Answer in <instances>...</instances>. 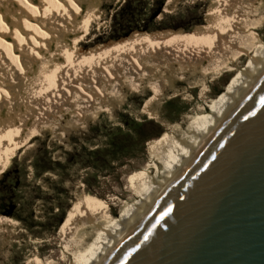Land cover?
Returning <instances> with one entry per match:
<instances>
[{
	"label": "bare ground",
	"instance_id": "bare-ground-1",
	"mask_svg": "<svg viewBox=\"0 0 264 264\" xmlns=\"http://www.w3.org/2000/svg\"><path fill=\"white\" fill-rule=\"evenodd\" d=\"M112 1L111 12L124 3ZM101 2L0 0V172L45 127L59 129L66 119L73 127L80 121L85 126L97 112H111L113 102L127 95L144 97L147 91L152 95L141 112L156 120L154 105L185 90L172 81L190 86L193 71L229 69L238 53L249 59L209 105L208 116H190L148 143L151 161L130 178L136 200L122 208L118 219L106 213L107 206L91 208L79 201L59 232L64 246H75L74 264H103L264 74V41L258 33L264 29V0H217L210 37L142 39L77 60V46L102 15ZM172 2H166L165 13H171ZM17 239L13 222L0 219V264Z\"/></svg>",
	"mask_w": 264,
	"mask_h": 264
},
{
	"label": "rangeland",
	"instance_id": "rangeland-1",
	"mask_svg": "<svg viewBox=\"0 0 264 264\" xmlns=\"http://www.w3.org/2000/svg\"><path fill=\"white\" fill-rule=\"evenodd\" d=\"M167 1L124 0L111 12L113 1L102 0L100 21L92 24L74 57L78 60L100 54L132 37L130 40L155 41L175 35L215 34L212 12L217 0H173L171 13H165ZM258 33L264 41V29ZM248 59L238 53L228 63L229 69L193 71L187 79L190 86L172 81L174 88L185 90L177 98L152 106L156 120L141 112L145 99L152 95L147 91L144 97L127 95L113 102L116 108L97 112L85 126L80 121L73 127L66 119L59 129L45 127L41 135H33L0 172V215L8 214L3 216L13 222L18 235L3 264H29L33 260L74 264L75 246H64L59 232L76 212L79 201L91 208L107 206L106 213L118 219L122 208L136 200L130 178L151 161L148 143L165 136L171 125L184 124L197 115L208 116L209 105L224 93L225 85Z\"/></svg>",
	"mask_w": 264,
	"mask_h": 264
},
{
	"label": "water",
	"instance_id": "water-1",
	"mask_svg": "<svg viewBox=\"0 0 264 264\" xmlns=\"http://www.w3.org/2000/svg\"><path fill=\"white\" fill-rule=\"evenodd\" d=\"M103 264H264V74Z\"/></svg>",
	"mask_w": 264,
	"mask_h": 264
},
{
	"label": "trees",
	"instance_id": "trees-1",
	"mask_svg": "<svg viewBox=\"0 0 264 264\" xmlns=\"http://www.w3.org/2000/svg\"><path fill=\"white\" fill-rule=\"evenodd\" d=\"M165 4V3H164ZM164 6V5H163ZM163 8V7H162ZM163 34H165V33H162V34H160V35H163ZM159 35V36H160ZM141 37H144V35H140ZM134 37H132V38H130V39H133ZM130 39H127V40H124V41H122L121 43H117V44H114V45H111L110 47H114V46H117V45H120V44H122V45H125V44H129V43H132V42H134V41H137V40H130ZM138 40H142V39H138ZM125 42V43H124ZM110 47H107V48H110ZM106 48V49H107ZM3 215H7L8 216V214L7 213H2ZM3 215H0V219H5L6 218V216H3ZM7 218H9V217H7Z\"/></svg>",
	"mask_w": 264,
	"mask_h": 264
}]
</instances>
